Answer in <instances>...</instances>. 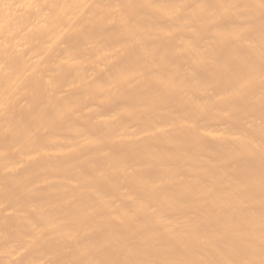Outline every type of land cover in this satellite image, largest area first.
I'll return each mask as SVG.
<instances>
[{
    "label": "bare ground",
    "instance_id": "obj_1",
    "mask_svg": "<svg viewBox=\"0 0 264 264\" xmlns=\"http://www.w3.org/2000/svg\"><path fill=\"white\" fill-rule=\"evenodd\" d=\"M0 264H264V0H0Z\"/></svg>",
    "mask_w": 264,
    "mask_h": 264
}]
</instances>
